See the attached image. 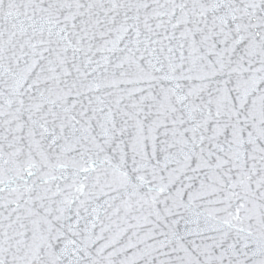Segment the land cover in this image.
I'll use <instances>...</instances> for the list:
<instances>
[{
    "label": "snow or ice",
    "instance_id": "snow-or-ice-1",
    "mask_svg": "<svg viewBox=\"0 0 264 264\" xmlns=\"http://www.w3.org/2000/svg\"><path fill=\"white\" fill-rule=\"evenodd\" d=\"M0 264H264V0H0Z\"/></svg>",
    "mask_w": 264,
    "mask_h": 264
},
{
    "label": "water",
    "instance_id": "water-1",
    "mask_svg": "<svg viewBox=\"0 0 264 264\" xmlns=\"http://www.w3.org/2000/svg\"><path fill=\"white\" fill-rule=\"evenodd\" d=\"M130 223L135 224L136 221H134V220H130ZM132 231H133V230H130L129 233H128V235H131V232H132ZM135 231H139V229H135ZM126 241H127V236H125V237L123 238V242H126ZM129 255H131V251L129 252Z\"/></svg>",
    "mask_w": 264,
    "mask_h": 264
}]
</instances>
